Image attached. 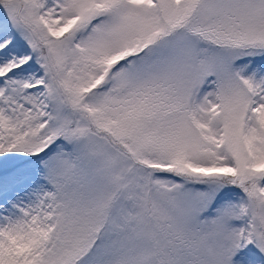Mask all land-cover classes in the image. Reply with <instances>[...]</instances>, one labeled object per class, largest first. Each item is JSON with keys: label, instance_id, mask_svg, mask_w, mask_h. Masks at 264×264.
<instances>
[{"label": "snow or ice", "instance_id": "snow-or-ice-1", "mask_svg": "<svg viewBox=\"0 0 264 264\" xmlns=\"http://www.w3.org/2000/svg\"><path fill=\"white\" fill-rule=\"evenodd\" d=\"M0 264H264V0H0Z\"/></svg>", "mask_w": 264, "mask_h": 264}]
</instances>
